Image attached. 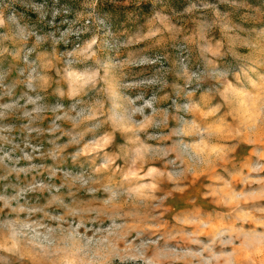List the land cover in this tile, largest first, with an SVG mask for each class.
Listing matches in <instances>:
<instances>
[{
    "label": "clouds",
    "instance_id": "obj_1",
    "mask_svg": "<svg viewBox=\"0 0 264 264\" xmlns=\"http://www.w3.org/2000/svg\"><path fill=\"white\" fill-rule=\"evenodd\" d=\"M0 264H264V0H0Z\"/></svg>",
    "mask_w": 264,
    "mask_h": 264
}]
</instances>
